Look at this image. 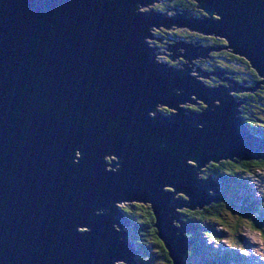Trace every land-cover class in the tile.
Instances as JSON below:
<instances>
[{
	"label": "water",
	"instance_id": "1",
	"mask_svg": "<svg viewBox=\"0 0 264 264\" xmlns=\"http://www.w3.org/2000/svg\"><path fill=\"white\" fill-rule=\"evenodd\" d=\"M191 1L202 16L138 9L153 0H0V264H136L121 208L133 203L184 264L194 226L178 209L218 200L197 172L264 153L234 95L254 87L191 69L212 51L197 41L168 44L188 60L178 68L145 40L158 26L224 39L263 84L264 0ZM211 74L232 84L195 78ZM195 100L206 108L176 107Z\"/></svg>",
	"mask_w": 264,
	"mask_h": 264
},
{
	"label": "trees",
	"instance_id": "2",
	"mask_svg": "<svg viewBox=\"0 0 264 264\" xmlns=\"http://www.w3.org/2000/svg\"><path fill=\"white\" fill-rule=\"evenodd\" d=\"M164 1L166 4L163 7L157 6L158 9L164 10L168 8L166 6L168 5L181 10L190 9L196 16L203 15L195 8V2L191 0ZM177 30L173 33L176 34L174 35L176 38L201 40L203 45L212 48L209 58L205 60L207 68L211 71H223L225 72L224 77L241 83L245 88H255L254 91H243L234 95L241 102L239 110L244 123L248 125L254 135L264 137V83L256 85L260 78L251 67L250 62L225 48L227 43L224 39L203 36L198 33L187 36L186 29ZM217 79H219L217 76L211 75V81L214 80V83H217ZM192 109H195V106ZM162 110L166 111V108H162ZM258 171H264V153L257 159L223 160L208 165L207 175L212 176L218 184L216 194L218 200L202 209L194 211L186 209L180 213L183 219L191 222L194 226V233L187 234V237L192 240V247L185 255L184 264H244L243 257L240 255V253H244L242 248L241 252H236L235 249L228 251L216 246L223 233L221 231L218 233L214 226L218 224L232 231L231 225L226 220V214L230 212L235 214L238 219L246 221L250 227L264 231L262 227V223H264V193L259 195L260 199L257 198L243 178V175L249 176ZM121 208L130 220V227L127 230L129 238L141 253L137 257V261L140 264H155L157 261L170 263L168 251L157 237L153 227L154 217L150 208L138 203L124 205ZM212 248L213 251H211Z\"/></svg>",
	"mask_w": 264,
	"mask_h": 264
},
{
	"label": "rangeland",
	"instance_id": "3",
	"mask_svg": "<svg viewBox=\"0 0 264 264\" xmlns=\"http://www.w3.org/2000/svg\"><path fill=\"white\" fill-rule=\"evenodd\" d=\"M165 4H166V1H164V0H153V2L150 3V5L144 6V7H139L138 9L141 11H150L151 9H155L156 11H161V13L165 14V15H169V16L175 15V12L172 10V8H174V6L169 7L168 5H166L168 8H166L164 10L157 8V6L163 7ZM195 8H196V5H195ZM196 9L201 11V9H198V8H196ZM202 14H204V13H202ZM214 17H217V16H214ZM151 29H152L151 32L153 33L152 37L146 38L145 40L150 46L155 47V49H156L155 53L156 54H162V55H156V59L158 61L168 62V64H171L174 67L182 68L183 67L182 62H183L184 58L177 57V59H175L174 61H170V59L167 56H165L168 54V51H167L168 50L167 49L168 44L174 43V41L172 40V38L174 37V34H169L168 32L170 30L173 31V29H176V28L174 26H172L169 29H167L164 26H158V27H152ZM160 29H162L167 34H162L160 37H158L157 31H159ZM181 29L182 28H180V29L178 28L177 31H180ZM183 29H186V28H183ZM186 31L188 32L187 36H189V34H196V32L190 31L188 29H186ZM177 40H183L187 43H192V41L193 42L197 41L198 44L203 43L201 40H192V39L189 40L188 38H185V37L179 38ZM203 46H206V45H203ZM180 51L183 52V49ZM205 60H207V58H204V59L203 58H193L192 61L191 60L189 61V63H190L189 67L191 66V69H194V70L199 69L200 71H203V72H213L209 68H207V66L205 64ZM217 72L220 73V71H217ZM189 73L192 76L197 75L196 72H189ZM211 75H209L207 78H203L200 76H197L195 78H196V80L202 81L203 83H206V84H208L210 86H214V87L218 86L219 84H222L224 86H230L229 84H232V83H228V82L221 80L220 78H225L224 75H222V74H220V78L217 79V83H214L211 81ZM213 76H215V75H213ZM206 81L210 82V83H207ZM233 93L234 92H230V94H233ZM192 97L195 98L194 96H192ZM215 103L218 104V101H215ZM196 104H198L201 107L202 106L205 107V104H203V103H201V104L196 103ZM182 106L184 108H187L189 106L191 107L192 104H190V105L189 104L188 105L183 104L180 107H182ZM163 107L164 106L158 105L156 108L158 110H162ZM195 109H197V108H195ZM168 112H169V114L171 113L170 110ZM113 158L115 159V157H113ZM211 163L212 162H209L204 167H202L197 172L198 175L201 177H204V178H208L209 175H207L208 172H206V168ZM243 176L242 177L245 179L247 186L251 190H253L251 192H253L254 195L260 199L259 195L264 193V171H258L255 174H251L249 176H247V175H243ZM121 206H124V205L121 204ZM146 206L149 207V205H146ZM181 209L182 210L178 209L179 213H181L183 210H186V208H181ZM226 220H227L228 224L231 225L232 231L229 228L227 229L225 226H221L218 224L216 226H214V228L216 229V231L218 233H219V231H221L223 233L222 238L219 240V243L216 244V246L219 248H222L224 250L226 249L228 251H232L235 249L236 252H241L240 249L242 248L244 253H240V255L243 257L244 264H264V231L250 227V225L248 223H246V221H243L242 219L241 220L238 219L235 214L230 213V212H228L226 214ZM262 225H263L262 227L264 229V223H262ZM129 237H130V235H128V238ZM216 242H218V241H216ZM228 243H229V245H228ZM211 251H213V248ZM140 254L141 253H136V255L134 257L136 259V262H137L136 264H140V262L137 261V257H139ZM143 259L146 260V258H143ZM199 260H197V261L199 262ZM115 264H124V263L123 262H115ZM155 264H173V263H172V261L170 263H166L163 261H157Z\"/></svg>",
	"mask_w": 264,
	"mask_h": 264
},
{
	"label": "flooded vegetation",
	"instance_id": "4",
	"mask_svg": "<svg viewBox=\"0 0 264 264\" xmlns=\"http://www.w3.org/2000/svg\"><path fill=\"white\" fill-rule=\"evenodd\" d=\"M175 30H176V29H173V31L170 30L168 33H169V34H173ZM163 33H164V34H167V33L164 32L162 29H160L159 31H157V36L160 37ZM169 34H168V35H169ZM174 35H176V34H174ZM177 39H179V38H176L175 36L172 38V40H177ZM182 63H183V62H182ZM224 74H225V72L222 71V75H224ZM230 79H231V78H230ZM212 82H214V80H213ZM198 103L201 104L202 102L198 101ZM198 107H201V106L198 105ZM166 111H167V109H166ZM167 112H168V111H167Z\"/></svg>",
	"mask_w": 264,
	"mask_h": 264
},
{
	"label": "bare ground",
	"instance_id": "5",
	"mask_svg": "<svg viewBox=\"0 0 264 264\" xmlns=\"http://www.w3.org/2000/svg\"><path fill=\"white\" fill-rule=\"evenodd\" d=\"M172 27V26H171ZM177 59V58H176ZM188 62V60H183V63H182V65H184L185 63H187ZM188 65H190V63L188 64ZM190 68H191V66H190ZM198 101L199 100H195L194 102H191V103H187V102H183V103H179L178 105H176V107L177 108H181V107H179V106H181V105H183V104H196V103H198ZM201 102V101H200ZM159 106H163V105H161V104H158ZM165 109V108H164ZM169 110H171V111H174V109H169ZM168 109H167V111H169ZM166 112V111H165ZM182 208H186V207H182Z\"/></svg>",
	"mask_w": 264,
	"mask_h": 264
}]
</instances>
